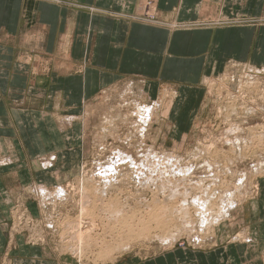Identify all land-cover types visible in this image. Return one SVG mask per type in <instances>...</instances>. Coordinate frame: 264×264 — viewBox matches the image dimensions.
<instances>
[{
  "label": "rangeland",
  "instance_id": "374dc122",
  "mask_svg": "<svg viewBox=\"0 0 264 264\" xmlns=\"http://www.w3.org/2000/svg\"><path fill=\"white\" fill-rule=\"evenodd\" d=\"M225 73L228 77L223 79ZM251 80L253 85L249 84ZM134 87L129 79L102 90L94 101L83 106L84 111L72 114L67 123L73 125L69 141L63 145L57 138L50 151L39 154L38 181L24 182L22 198L14 199L9 218L2 223L6 247L1 253L7 262L0 264H15L10 259L16 255L17 240L25 245L29 260L43 254L65 264H115L121 258L147 261L179 250L190 251L184 252L188 258L184 264H264V67L233 61L219 77L205 79L201 111L180 113L176 129L169 113L175 93L164 89L160 98H149L144 92H134ZM157 102L160 108L152 112L142 131L135 106ZM41 106L34 109L40 110ZM233 107L232 117H227ZM237 125L240 130L234 128ZM146 150L159 157L178 154L184 164H193L198 170H192L181 181L180 174L170 173L168 177L175 178L180 187L173 195H169L168 188H163L161 194L160 169L150 165L155 161L147 158ZM121 156H130L136 163L132 166L129 159L120 160ZM50 158L52 164L41 168ZM207 162L214 172L207 169ZM57 164L63 172L56 176L53 172ZM106 164L120 168L117 174V169L114 171L119 176L117 184L108 182L104 187L103 181L95 180L99 181L98 172ZM241 171L246 174L242 202L230 218L218 224L206 222L201 229L195 224L196 208L182 205V199L191 201L193 194L205 189L219 202V193L233 188ZM212 174L218 180L213 181ZM199 176V185L187 179ZM185 184L189 187L187 194L182 193ZM43 186L51 192L62 186L69 194L47 198L38 192ZM158 195L168 197L167 201L163 198L167 206H177L176 218L181 209L189 210L195 225H182L174 218L163 237L154 233L129 239L128 226L119 227L124 218L114 220L110 211L120 209L129 215L139 209L145 213L150 204L160 201Z\"/></svg>",
  "mask_w": 264,
  "mask_h": 264
},
{
  "label": "crops",
  "instance_id": "0c3cea01",
  "mask_svg": "<svg viewBox=\"0 0 264 264\" xmlns=\"http://www.w3.org/2000/svg\"><path fill=\"white\" fill-rule=\"evenodd\" d=\"M147 2L0 0V262L2 223L24 182L38 181L39 154L57 138L69 141L73 125L64 118L131 79L134 92L149 98L175 93L169 113L176 129L180 113L201 111L205 79L233 61L264 67V0H153L152 15H139ZM16 244L15 264H65L43 254L29 260ZM184 252L115 264H184Z\"/></svg>",
  "mask_w": 264,
  "mask_h": 264
},
{
  "label": "bare ground",
  "instance_id": "6f19581e",
  "mask_svg": "<svg viewBox=\"0 0 264 264\" xmlns=\"http://www.w3.org/2000/svg\"><path fill=\"white\" fill-rule=\"evenodd\" d=\"M143 3L141 5H139L138 14L140 15V13H142V14L144 13V15L145 14L146 15H149L147 13H150L152 15L153 10L155 9L154 8V4H153V0H151V2H147L145 4H143ZM151 15L149 17H152ZM252 81L253 80H251L249 82V84H252L253 85ZM253 87H255V86H253ZM135 107H136V109H135L136 110V113H135L136 114V117L138 118V121L141 122V124H142L141 129H142V131H144V129L146 127V123L150 120V117H151L152 112H154L155 110L157 111V109H158L157 103L156 104H153L152 106H149V105L143 104V103H139ZM232 111H235V107H233L226 116L227 117H232ZM71 118H73V117L71 116V117L64 118L63 119V121H64L63 124H67L71 120ZM68 125L69 124H67V126ZM67 126L65 125V127H67ZM234 128L235 129H239V130L241 129V127H239L238 125H237V127L235 126ZM238 138L239 137H236L235 140H238ZM229 140L230 139H228L227 141H229ZM156 154L155 153L152 154L151 152H148L147 151V158H153L154 159L153 162L155 161L154 164L150 163V165L153 166L154 168L158 167L160 169L159 170L160 179L158 181L160 182V185H161L159 187L160 191H162L161 194H163V191H164L163 188H168V191H170L169 192V195H173L174 194V191L176 192L177 189L180 187L179 184L175 183L176 182V179L175 178H174L175 179L174 180V179L171 178V176L168 177L170 173H172L173 175H175V173H176V175H177V173L180 174L182 176V177H180V181H181V180H184L185 179L184 178L185 176L191 174L192 173V170H198V168L197 167H194L193 164L192 165L191 164H184L181 161L182 160V157L180 155H178V154L177 155H173L171 153H166V154H162L161 157H159ZM130 156H125V157L121 156L120 157V160L126 158V159H129V163L131 165L133 163H136L135 162L136 160H134ZM163 160H166V161H163ZM52 161H53V158H50V160L45 159L43 161L44 162V165H42L41 167L42 168H45L47 165L50 166L52 164ZM125 163H126V161H125ZM206 165H207V169L209 171H211V169H212L211 163H208L207 162ZM112 166H113V164H106V165L102 166V168L98 172L99 175H97L99 177L98 178L99 181L95 180V178H94V180L96 182H99V183H101V181H103L104 187H106V185H107L108 182L111 183V185L117 184V180H118V177L119 176L118 175L117 176L114 175V173H115L114 171L117 168L116 167H112ZM58 167H59V165L57 164V170L55 172H53L54 175H56V176L59 175V174H62L60 172L61 169H59ZM143 167H146V164H144ZM50 169H49V171H50ZM118 169H117L116 174L118 173ZM128 172H130V170ZM212 172H214L213 169H212ZM243 172L244 171H241V174L242 175H240L239 177H237V183L235 182L236 185L234 184V187L233 188L222 189V192L219 193V195H218L219 202L217 201V199H215V198L212 197L213 195H211V193H210L211 191L210 190H207L206 191L205 189L201 190L200 192H197V193L193 194V197H192L191 201H188V198H185V197L182 199V205H185L186 206V205L189 204V206H192V207H195L196 208L194 212L197 215V216H195V217H197V219H196L197 222H195V224L197 223L199 226H201V229H203V226H204V224L206 222L207 223L208 222L209 223L212 222V223L218 224V222L219 221H222L223 218H225V217L226 218L227 217L230 218L231 217V215H230L231 212L233 210H235V208L243 200L241 198V196L243 195L241 193V189H242V187H244V178L246 176V174L243 173ZM212 175H213V181L218 180L216 174H212ZM120 177L122 178V176H120ZM187 179L191 180V182L193 181L197 185H199L202 182V180L200 179V176L197 177L195 180H194L193 177L192 178L187 177ZM196 180H197V182H196ZM112 182H114V183H112ZM123 183H125V182H123ZM141 183H142V181H141ZM97 189L98 188H96V190ZM212 191L215 192V190H212ZM235 191H236V193H235ZM38 192L41 195L44 194L45 197H47V198H51V196H53L52 198H54V199H56V198L57 199L58 198H64L65 196H67L69 194V192L67 191V189L65 187H62V186H58L52 192L49 191L48 188H46L45 186H43V187H40V189L38 190ZM188 192H189V187H186V184L183 185V191H182V193L183 194H187ZM217 192H219V191H217ZM190 194L192 195V193H190ZM165 197H163V198H165ZM159 198H160V201L158 203H155V204H150L151 206L148 207V210L145 213H143L142 211H140L139 209H137V210H134L133 213H131L129 215H126L120 209H118V210H114L113 209V210L110 211V215H113L112 218L114 220H118L120 217L121 218H124L122 221L121 220L119 221V222H121V223H119V227L124 228L125 226H128L127 229H129L130 233H127L128 234L127 237L129 239H133V240H134V238H137V237L145 238V237H149L150 235L153 236L154 233H157L156 235H158L159 237H163L164 234H165L164 232H166V229H168L169 227L171 228L173 226L174 218H175V220H177L176 222L180 221L182 223V225H186V224L189 225V224L193 223L192 221H190L191 216H190V213L188 212L189 210L181 209V211H179L178 217L176 218L175 217V214H177V213H175L176 212L175 210H176V207L177 206L175 207V205L172 202H171L172 204L170 206H167V204L164 203V200H163L162 196H159ZM167 198L168 197L165 198L166 201H167ZM115 201H118V199H116ZM192 228L195 229V227H192ZM211 229L213 230L214 228L211 227ZM122 230L123 229H121V231ZM197 230H196V232H197ZM124 233H125V231H124ZM151 233H153V234H151ZM202 233H203V231H202ZM211 233H213V232H211ZM132 234H134V236H132ZM193 238H194V236H193Z\"/></svg>",
  "mask_w": 264,
  "mask_h": 264
}]
</instances>
